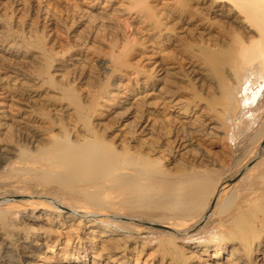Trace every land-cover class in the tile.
<instances>
[{"label": "bare ground", "instance_id": "1", "mask_svg": "<svg viewBox=\"0 0 264 264\" xmlns=\"http://www.w3.org/2000/svg\"><path fill=\"white\" fill-rule=\"evenodd\" d=\"M145 1L131 0L129 5L139 20L133 41L128 34L117 37L112 16L87 19L84 26L91 33H84L90 38L73 32L76 49L108 57L109 69L103 72L112 80L101 84L85 81V75L81 81L89 89L87 103L74 99L60 107L63 116L75 119L73 138L64 130L59 140L39 147L31 136L27 139L36 151L28 155L8 142L0 147V171L13 169L0 177V264H16L15 246L24 264H33L45 248L53 253L57 244L48 245L47 234L55 226L68 229L63 231L67 243L58 248L64 253L60 264H83L70 243L81 240L77 233L85 228L83 219L72 230L78 214H96L101 223L85 233L86 249L94 253L85 264H128L127 246H137L139 238L147 240L140 253L160 250L172 256L169 264H264V0ZM46 7L38 0L36 14L45 25L56 26L58 20ZM33 25L27 27L31 34ZM2 26L0 62L11 74L22 75L23 64L37 60L43 65L38 79L48 75L54 85L59 77L65 81L59 57L23 50L22 43L6 40ZM86 59L75 54L72 68L79 73ZM9 75L0 76V85L24 93L21 79ZM10 121L0 118V126L13 130L15 122ZM221 142L226 143L221 157L229 161L227 167L213 154ZM244 147L235 162V152ZM243 169L241 184L232 190L227 177ZM11 181L21 187L20 201L7 189ZM33 182L57 187L58 192L33 196L27 188ZM223 195H228L224 201ZM61 204L72 211H63ZM210 215L212 226L206 225L198 236L178 237L189 236ZM137 218L155 223L161 232L142 228ZM37 221L46 223V231L28 228Z\"/></svg>", "mask_w": 264, "mask_h": 264}, {"label": "rangeland", "instance_id": "2", "mask_svg": "<svg viewBox=\"0 0 264 264\" xmlns=\"http://www.w3.org/2000/svg\"><path fill=\"white\" fill-rule=\"evenodd\" d=\"M40 1L42 2V4L45 7L47 6L46 8L50 9L49 11H51V13L56 17V19L58 20V24H57L58 27H57V25L49 27V26L45 25V23L41 19H39V16L37 15L38 14L37 13L38 12V9H37L38 0H35V1L34 0H8V1L7 0H0V6H1L0 7V13H1L0 14V17H1L0 18V26L3 25L2 27L5 29V34H6L5 38H6V40H8L10 42H15V43L18 42L17 44L22 43V45L21 44H19V45L22 46L23 50H26L29 53L40 52L42 50L46 51L48 53L50 52V54H53V56L55 58L58 59V57H59V62H60V60H62V63H64L63 66H62V70H63L64 73H67L65 81L64 80H60L61 78L59 77V82L56 83V85H54V84L49 82L51 80H50V77L48 75L42 76V78L38 79L37 73L39 72V70L42 68L43 65H42V63H40L37 60H27L25 65L23 64V66H24L23 67V71L24 72L20 76H18L15 73L11 74L10 73L11 70L10 69L8 70V68H5L4 67L5 65L3 64V62H0V76L9 75L10 74L9 76H11V77H13V76L14 77L15 76L18 77V79H21V81H20V84H22V86H21L22 89L21 90L25 91L24 93L22 91H20V90L13 91L6 84H1L2 86L0 85V118H1V120H3V122H7V121H10V120L12 122H15L13 130L12 129L5 130V127H1L0 126V138H1L0 139V143H1L0 147L5 145V144H7V142H8L10 145H15L17 147V149H19L20 151L24 150L26 155H28L29 153H34L36 151V149H34V147H32L29 144L28 139L29 138L32 139L31 136L35 135V138H33V139L34 140L37 139V141L39 140L38 142H40V143L37 142L39 147H45V146L51 145L54 141L59 140V137L62 136V134L64 133L63 132L64 130L68 131L69 135H71V139L73 138L72 136H73V134H75V131H74L75 119L70 117L72 115H70V116L68 115L69 116L68 117L67 113H66L65 116H63L62 115V111H59V110L60 109L62 110V108H60V107L69 106L70 103H72L74 101V99H77L79 102H82V103H87V100H89L87 98V95H90V94H89V89H88L87 85L84 84V80L86 81L87 79H94L95 81H99L101 84L102 83L105 84V82H107L108 85H110L111 82H112V80H109V81L106 80L108 78L106 76V73L108 72V69H109L108 68L109 67V62H107L108 61V57L107 56H105L103 53H102L103 55L102 54H100V55L93 54L91 52H88L86 49H76L74 47L75 40L73 38V32L75 31V29L79 30L82 33V35H83L82 37L84 39H87L88 37L90 38V36H88L86 34L88 32V34L90 35L91 28L89 26H84V23L86 24V22L89 21L87 19H90V20L92 19L93 20L96 17H105L106 18V17L112 16L109 19H110V21L112 20V23H114L112 25V26H114L112 30L114 32L116 31L115 34H118L117 37L122 38L125 34H128L129 39H131V41H133L134 39H136L134 37V35H133V32H134V30L136 31L135 28H137V26L139 25V23H138L139 20H137L136 17H134L135 15H133V13H132L133 10L129 9V5H130L131 0L130 1L129 0H110L111 2L109 0H72V1L71 0H40ZM152 1H154V0H146L145 2H152ZM106 2H107V4H106ZM9 6H11V7H9ZM115 6H116V8H115ZM24 7H25L26 11L22 10V8L24 9ZM96 7H100V10L95 9ZM102 7H104V8H102ZM18 8H20L19 9L20 11H18V13L19 12L20 13L17 15V9ZM120 8H122V9H120ZM103 9H105V10H103ZM112 10H114V11H112ZM15 11H16V13H15ZM53 11H54V13H53ZM22 12H24V13H22ZM25 12H27L28 14L26 15ZM78 12H80V13L77 14ZM2 13H4V14H2ZM130 13L132 14V17L131 16L129 17ZM82 15H83V18H82ZM36 16H38V17H36ZM92 16H94V17H92ZM85 17H86V19H85ZM80 18L82 19L83 23H82ZM113 18H114L115 21L113 20ZM77 21H79V23ZM24 22H25V24H24ZM18 23H20L19 26H18ZM35 23H36V25H35ZM32 24H34L33 26H34L35 30L31 34L27 30V27H28V25H32ZM84 27H85V29H84ZM55 28H57V29H55ZM86 28H88V29H86ZM121 28L122 29L124 28V29L122 30ZM13 29L15 31H13ZM19 29H20V31H18ZM47 34H48V36H47ZM84 34H85V36H84ZM53 43H55V44H53ZM25 44L27 45V47H26ZM69 46H70V48H69ZM79 53L81 55H83V57L87 56V59L85 61V64L83 65V67L80 66V68L78 69L79 73H81L82 75L81 74L79 75L77 70L75 68H72V66H71V63L72 64L74 63L73 58H74L75 54H79ZM58 55H61V56H58ZM65 55H68V56H65ZM104 61L106 63H104ZM86 62L90 66H88L86 64ZM85 67H86V70H85ZM106 67H107V69H106ZM82 69H83V71H81ZM1 70H3V71H1ZM71 70L72 71L74 70V72H72ZM69 71H71V73ZM103 71H105V72L107 71V72L104 73ZM29 72H30V74H29ZM84 72H85V74H84ZM96 74H98L99 76L96 75ZM34 75H35V77H34ZM84 76H85V78H84ZM81 78H84V80L81 81ZM48 79H49V81H48ZM72 80H74V81L72 82ZM67 81L70 84H68ZM36 82H39L40 85L31 86V85H33ZM27 87L29 89H27ZM32 87H35V89H32ZM30 88L32 90H36V91H29ZM50 89H52V90H50ZM6 91H7V93H6ZM14 92H16V93L14 94ZM20 96H22V97H20ZM17 97L19 98V100L17 99ZM26 97H27L28 100L26 99ZM36 99L38 100V102H37ZM29 100H30V102H29ZM30 103H32V104H30ZM34 104L37 105V106H35ZM25 105L28 108H26ZM21 108H23L24 110L21 109ZM95 109H97V108H95ZM26 110H28V111H26ZM57 110L59 112H61V113H59ZM24 112H25V114H24ZM27 115H29V116H27ZM25 117H28V118L26 119ZM62 118L64 120V124L61 121ZM32 121L36 122L37 124L33 123ZM23 122H25V124ZM70 123L72 125H70ZM18 124L21 127V129L17 127ZM27 128H28L29 132H28ZM40 129H42V130H40ZM25 135H26V138H25ZM19 136H20V138H19ZM21 138H23V139H21ZM41 138H43V141H42ZM9 140L11 141V143H10ZM225 149H226V143L225 142H221L215 149H213L214 150L213 154H214V156L216 155L215 157H217V159L220 161L221 165H224V167L225 166L227 167L229 165V161H227L225 158L221 157L223 155L222 153H224ZM218 151L221 153V155L219 154ZM244 151H245V147L241 148V149L239 148L237 150V152H235V158H236L235 162L240 157H242L244 155ZM24 156L25 155H23V157ZM33 158H34L33 160L36 159V157H33ZM16 159L17 158H15V160ZM259 159L260 158L254 159L252 162H250V165L251 166L255 165L259 161ZM19 161H20L19 159L16 160L15 164L17 166H18L17 162H19ZM12 170L13 169H12V166H11V169H5L4 171H0L1 172L0 173V177L3 176V175H6V174L10 175ZM245 172H246V169H243L240 173H238V174H236L234 176H228L227 177L228 179H226V181L229 184H231L232 187H234L232 190H234V189L236 190L238 188L237 185L241 184V181H242V178L244 177ZM10 183L7 184V186H8L7 189L12 191L13 193L15 192L14 194H11V196L14 198L15 201H20L19 194H21V193L19 192V190H20L21 187H19V183L12 182V181ZM9 184H10V189H9ZM27 188H28V191L31 194L33 192V194H32L33 196H41V195L44 196L47 193V196L53 197V194H55V192H58V188L57 187L52 186V187H49L50 188L49 189V188H46L45 185L40 184V183H36V182H33L30 185H27ZM227 196L228 195H226V196L223 195L221 197L222 201H224L227 198ZM59 200L62 201L63 198L60 197ZM215 201H217V200L213 199V201H212V204H213L212 208L213 209L215 208V205H216ZM61 206L63 207V211H65V212L68 211V210L72 211V209L69 208L67 205L61 204ZM82 217H83V215L78 214L77 218L73 221L74 222L73 223L74 227H72L73 228L72 230L75 231V229L77 228L76 225L79 224L80 220L84 219L83 224L86 223L85 224V228L83 229V232H78L77 233V234L80 235V239L81 240H77L78 238L76 237L70 243L72 244V253H74V256H76V255L77 256H81V261H82L83 264H85L86 262L90 263L91 260H92V256H94L93 255L94 253L89 252L86 249V244H85V240H84L86 238L85 237L86 236L85 233H87V231H89V227L93 226L95 222L96 223H100V222L97 221V220H99V216L96 215V214L95 215L91 214V216L89 215L88 218H87V216L84 217V218H82ZM100 219H101V217H100ZM136 220H137L136 222L142 228L151 229V230H157V231L160 230V229L156 228V224L155 223H153V222H151L149 220L147 221L146 219H140V218H137ZM210 220H211V215L208 216L207 219L201 225H199V227L191 229V232L189 233V236L186 235L185 233H181V234L178 235V237L181 238V237H184V236L185 237L198 236L206 225H208V228L210 226H212V223H209ZM59 221L61 223L60 218H59ZM147 226H149V227H147ZM41 227H43V228H41ZM44 227H45V229H44ZM28 228H35V229L38 228V229H40L42 231H44V230L46 231L48 226L46 225V223L44 221H37V222H32L31 224H29ZM61 229H62V227L55 226V228H53V230L50 231V233H49V231H47L49 233V234H47V237H49V238H47V240H49L48 245L56 243L57 244V248L54 249L53 253H52V249H50V248L49 249L45 248L42 252H40V251L37 252V254L40 257L38 256L39 258L37 257L35 260H33V262H34L33 264H60V261H61L60 258H61V256L64 253L62 251H59L58 248L63 247L65 245V243H67L66 232L68 230V229L63 228L62 231H60ZM63 231H66V232L64 233ZM167 231L168 230H166L165 232H167ZM24 232H23V235H24ZM159 232H161V230ZM168 232L170 233V230ZM133 238H135V236H133ZM8 239L10 241H12V237L11 236ZM139 240L141 242H137V246L135 245V243L133 245L132 244L129 245V247L127 246V251H129L127 253V256H126V258H128V261H129L128 264H169L171 262L172 256L171 255H164L160 250H158L157 252H154L153 249L146 248L145 251L140 253L139 251L142 250V247H141L142 246V242L146 243L147 240L146 239H140V238H139ZM155 242L156 241H153L154 244H155ZM154 244L152 246H155ZM13 249L15 250V255L17 257L16 264H24L22 259H21L22 255L20 253L21 251L19 250V248L15 246V247H13ZM99 251H100V249H99ZM263 251H264V249H263ZM43 252H45L46 254L43 253ZM85 255H87V256H85ZM95 256H97V255L95 254ZM110 256H112V254ZM106 257H108V256L105 255V256L102 257V259L104 260L103 262L106 261V259H107ZM113 257L115 258L116 256L113 255ZM113 257H112L111 260H114ZM204 259H206V257ZM221 261H223V260H221ZM221 261H218V262H221ZM116 264H117V262H116ZM224 264H229V263L226 262Z\"/></svg>", "mask_w": 264, "mask_h": 264}]
</instances>
